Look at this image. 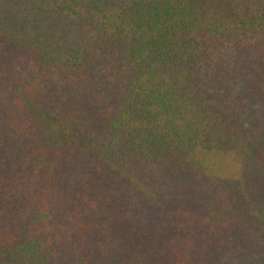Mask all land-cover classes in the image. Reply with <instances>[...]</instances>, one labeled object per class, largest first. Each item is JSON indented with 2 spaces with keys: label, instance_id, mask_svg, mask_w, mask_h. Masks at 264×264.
Listing matches in <instances>:
<instances>
[{
  "label": "trees",
  "instance_id": "obj_1",
  "mask_svg": "<svg viewBox=\"0 0 264 264\" xmlns=\"http://www.w3.org/2000/svg\"><path fill=\"white\" fill-rule=\"evenodd\" d=\"M0 264H264V0H0Z\"/></svg>",
  "mask_w": 264,
  "mask_h": 264
}]
</instances>
